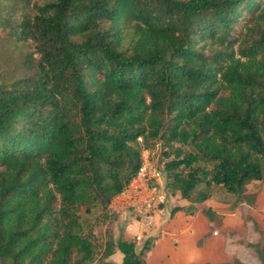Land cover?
<instances>
[{
	"label": "trees",
	"instance_id": "obj_1",
	"mask_svg": "<svg viewBox=\"0 0 264 264\" xmlns=\"http://www.w3.org/2000/svg\"><path fill=\"white\" fill-rule=\"evenodd\" d=\"M158 142L171 217L264 183V0H0V264H146L83 214Z\"/></svg>",
	"mask_w": 264,
	"mask_h": 264
},
{
	"label": "rangeland",
	"instance_id": "obj_2",
	"mask_svg": "<svg viewBox=\"0 0 264 264\" xmlns=\"http://www.w3.org/2000/svg\"><path fill=\"white\" fill-rule=\"evenodd\" d=\"M149 150L152 152L151 160L161 174L162 188L165 190L167 196V204L164 209L165 214H168L166 215V221L163 222L165 224L170 222V211L176 206L182 205L184 201L179 198V195L171 194V191L166 188V185L170 181V177L165 171V164L169 160L162 156V144L160 142L155 143ZM212 193V198L203 206H200L199 210L208 208L210 205L212 209L213 207L217 208L222 214H226L217 218L215 224L219 222L220 225L212 224L209 227L210 229L203 232L204 237H208V239L217 238V244L212 245L211 249H217L219 251V259L217 261L215 259L211 261L210 257L209 261L208 257L210 256V250L208 252L204 251L202 257H199L198 253L196 258L201 260V262H195V264H262L261 261L256 258L254 251L249 245L258 243L261 247L264 246V183L252 182L249 184L246 194L242 198L227 194L222 188H214ZM250 201H252V203H250ZM105 215V212L101 209L94 210L91 215L83 214L84 224L87 226V229L93 233V238H95L94 240L100 246V251L103 250L105 241H107L112 234L116 238L121 235L134 238L137 232L135 225L130 226L125 216L111 214L117 218H110L108 215ZM199 217L201 219V216ZM161 230L162 228L158 226L154 227L150 234L154 236L149 235L145 237L143 242L136 246L137 251L142 248L144 242L148 238H157L158 236L161 238L163 233L158 232ZM215 232H217V234H214ZM200 241L201 240L198 242ZM177 246L176 239H169L165 247H163V251L165 252L164 255H159L160 252L157 251L158 255L153 253L151 256L147 257L146 264H176L177 260L175 263L170 253L171 250L168 248L173 249ZM201 246L202 243H200L199 248ZM154 247L155 244L152 250H154ZM175 251L182 256L186 253V251L183 252L182 249ZM115 260L119 263L121 259L115 258Z\"/></svg>",
	"mask_w": 264,
	"mask_h": 264
},
{
	"label": "built area",
	"instance_id": "obj_3",
	"mask_svg": "<svg viewBox=\"0 0 264 264\" xmlns=\"http://www.w3.org/2000/svg\"><path fill=\"white\" fill-rule=\"evenodd\" d=\"M142 142V139H139ZM152 152L144 149L141 165L127 190L110 205L109 211L116 216H125L137 230L134 239L141 244L157 226V213L167 204L162 188L161 174L151 160Z\"/></svg>",
	"mask_w": 264,
	"mask_h": 264
},
{
	"label": "crops",
	"instance_id": "obj_4",
	"mask_svg": "<svg viewBox=\"0 0 264 264\" xmlns=\"http://www.w3.org/2000/svg\"><path fill=\"white\" fill-rule=\"evenodd\" d=\"M185 202L186 201H184L182 205H178V206L188 205V202L186 203ZM209 207L212 206L209 205ZM213 209L218 215V217L221 215H226L224 213L222 214V212H220V210L217 208L213 207ZM167 214H165V209H163L161 213H157V226L162 228V230L158 232H162L164 236L162 235V237L155 243L154 250H151L149 253H147L148 256L146 255L145 257L146 261H147V257L151 256L153 253L158 255V252H160L159 255H164L165 252L163 251V247H165L169 239L177 240V245H178L177 247H174L173 249L168 248L169 250H171L170 253L172 255V259L174 258L175 263L177 260L176 264H195V262H201V260L196 259L198 253H199V257H202V253L204 251L208 252L209 250H210V256L208 257L209 261H210V257H211V261L213 259H215L216 261L219 259L218 258L219 251L217 249L214 250L211 249L212 245L217 244L218 242L217 238L208 239V237H204V233H203L206 232L208 229H210L209 227L214 223L211 222L203 214L202 210H199L198 208L197 212L193 215L186 214L184 212H178L173 217L169 216L171 218L170 222L164 224L163 222L166 221ZM199 216H201V219ZM214 234H217V232H215ZM150 236H154V235H150ZM199 240L201 241L198 242ZM200 243H202V246L199 248ZM180 249H182L183 252L186 251L184 256L179 255V253H176L175 250H180ZM115 258H120L121 259L120 262L118 263L115 260ZM111 260L116 264H121L123 260V256L121 253L117 252L111 258Z\"/></svg>",
	"mask_w": 264,
	"mask_h": 264
}]
</instances>
